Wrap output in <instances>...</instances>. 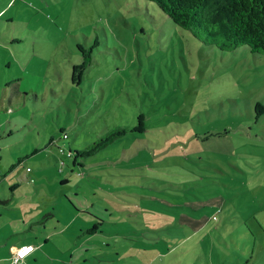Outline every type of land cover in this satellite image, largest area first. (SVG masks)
<instances>
[{"label": "rangeland", "instance_id": "obj_1", "mask_svg": "<svg viewBox=\"0 0 264 264\" xmlns=\"http://www.w3.org/2000/svg\"><path fill=\"white\" fill-rule=\"evenodd\" d=\"M210 134L230 145L202 150ZM94 222L115 254L86 243V264H264V52L203 42L152 0H0V236Z\"/></svg>", "mask_w": 264, "mask_h": 264}, {"label": "trees", "instance_id": "obj_2", "mask_svg": "<svg viewBox=\"0 0 264 264\" xmlns=\"http://www.w3.org/2000/svg\"><path fill=\"white\" fill-rule=\"evenodd\" d=\"M152 1L156 2L176 24L190 29L203 42L214 43L223 50H232L239 45H247L253 52H264V0ZM90 49H82L83 60L78 64H72V82L79 83L83 72L91 64ZM41 79L37 85H40L42 89L45 77L42 76ZM23 91L28 94L26 89ZM32 95L37 94L34 92ZM138 120L139 124L129 129L143 131V115H139ZM126 132L127 128L125 127L112 130L87 148L84 154L87 155L100 150ZM64 134H66L65 137ZM63 138H68L66 132L63 133ZM60 150L64 151L63 148ZM67 155H72L71 149ZM192 159L195 162L200 161L199 157H192ZM197 166L202 167L200 164ZM181 169L186 168L179 166L177 172ZM190 173L194 174V172ZM195 175L200 177L197 173ZM86 212L89 213V211ZM92 216L99 219V222H105V220H100L97 215L92 214ZM101 225L102 223L94 222L84 232L87 234L97 233ZM156 236L164 237V235Z\"/></svg>", "mask_w": 264, "mask_h": 264}, {"label": "crops", "instance_id": "obj_3", "mask_svg": "<svg viewBox=\"0 0 264 264\" xmlns=\"http://www.w3.org/2000/svg\"><path fill=\"white\" fill-rule=\"evenodd\" d=\"M216 134H210L206 136L203 140L200 141V147L202 150L206 147L211 148H217L224 146L223 149H226L230 143L226 136L222 137H213ZM201 151V150H199ZM202 159V157H199ZM217 191V189H214ZM211 191V190H210ZM219 195V193H216ZM202 198H195V199H188L186 201L195 204L191 207H200L203 203L204 204H211V206L217 207V205L221 199L218 197H208L205 201L201 200ZM96 205L95 203H93ZM183 207H186L183 205ZM185 221V220H183ZM189 222L195 223L194 219H189ZM68 224L64 226L59 231H65L66 227L68 228ZM58 231V232H59ZM82 232V233H81ZM53 232H50L49 235H6V237L0 236V264H11V254L13 250H15L16 247H19L23 244H34L35 248L26 256L24 261L20 264H86L85 261L88 259V254L92 249H94L96 246H89L86 243L94 244V243H100L101 247H106L108 250L104 252H99L96 256H99L103 253L109 254L114 253L115 245H113L112 249L110 247L109 238L107 240L104 237H99L98 235H92L89 234L85 238V232L81 229L79 233H76V235H51ZM95 234V233H94ZM108 234V233H107ZM109 236H112L108 234ZM67 236L70 237H76L77 241L76 243H73L72 245L67 243ZM145 235H123L124 243L122 244L124 246L125 250H128L131 247V244L127 242V240L131 241H137L140 240L143 241ZM155 239L156 235H147ZM39 237H41L42 240H38ZM83 237V238H81ZM162 237V236H161ZM80 239V240H79ZM114 240L116 238L114 237ZM51 241L53 243H51ZM107 241V242H106ZM48 245L58 246L57 249H52ZM133 248V246H132ZM131 248V249H132ZM145 247L143 246L142 250H144ZM112 250V251H111ZM110 260L114 261V257L110 258ZM108 260V261H110ZM93 261V260H91ZM100 262L106 261L103 259L99 260ZM95 262V261H93Z\"/></svg>", "mask_w": 264, "mask_h": 264}, {"label": "built area", "instance_id": "obj_4", "mask_svg": "<svg viewBox=\"0 0 264 264\" xmlns=\"http://www.w3.org/2000/svg\"><path fill=\"white\" fill-rule=\"evenodd\" d=\"M66 134H64V137ZM29 169V167L27 168ZM218 217L214 215V219ZM35 248L34 244H23L19 247H16L11 254V264H20L24 261L26 256Z\"/></svg>", "mask_w": 264, "mask_h": 264}]
</instances>
